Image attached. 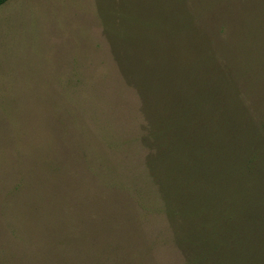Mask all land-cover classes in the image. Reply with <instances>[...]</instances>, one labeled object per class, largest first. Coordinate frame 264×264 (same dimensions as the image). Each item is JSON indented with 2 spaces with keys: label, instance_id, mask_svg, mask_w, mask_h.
<instances>
[{
  "label": "rangeland",
  "instance_id": "obj_1",
  "mask_svg": "<svg viewBox=\"0 0 264 264\" xmlns=\"http://www.w3.org/2000/svg\"><path fill=\"white\" fill-rule=\"evenodd\" d=\"M205 42L226 51L211 81ZM201 110L219 143L247 118L264 170V0L0 5V264H264V182L195 176ZM160 123L162 159L146 142ZM155 195L167 222L137 202Z\"/></svg>",
  "mask_w": 264,
  "mask_h": 264
},
{
  "label": "trees",
  "instance_id": "obj_2",
  "mask_svg": "<svg viewBox=\"0 0 264 264\" xmlns=\"http://www.w3.org/2000/svg\"><path fill=\"white\" fill-rule=\"evenodd\" d=\"M7 0H0V5L4 4ZM205 44V47L203 48V46H200L198 48L199 52L202 54L200 55L199 60V69L201 72V74L203 75V77L205 79H207L208 81H211L213 75H214V63L216 61H218L220 58L217 57V54L220 55V53H224V56L220 55L221 58L225 57L226 55V51L215 48V45L213 42H205L203 43ZM167 46H169L167 44ZM175 43H171V47L174 48ZM218 51V52H216ZM189 57V56H188ZM176 77L177 79H179L180 76H182L183 78H185V86H186V76H187V68L185 66H182L180 68V66L178 67L177 70V66H176ZM187 88V86H186ZM210 89L214 90V88ZM216 91V90H215ZM211 99H213V102L216 100V95H213L212 91L209 92V94H206L204 96V102L202 104V106L204 107V105H206V109L207 107L210 105L211 103ZM202 107V110H203ZM201 110L200 113V118L198 120H190L187 122V131H186V136H192L195 135L197 132V130L200 132L202 138H203V144L202 147L199 148V152L196 153V162L195 164L198 166H195V176L199 177L201 179V177L203 176L206 180L209 178L215 179V180H220L222 179L220 175H224L227 171L232 170V172L229 175V178L233 179L235 178L236 180H245V179H251V180H255V181H263L264 182V170L262 169V166L259 165V167H257L256 165H254L256 163V161H258V158L256 157L258 153L257 151V147L254 146L253 144V140H252V134L254 136V130H256L255 128L250 129L248 127L247 124V118H242V117H238L236 118V123L234 122V126L232 129H230V131L228 132V134L226 133L227 139H224V142L222 141L223 139L220 137H225V132L221 133V127H219L220 129V135L214 136L217 139H221L220 141H222L221 143L217 142V141H213V139L208 138L209 137V133L212 132V128H209L207 126V123H205V127L203 126L204 123H202V117H203V112ZM223 118V117H222ZM216 120L218 121V124L220 123L219 118H215V124H216ZM249 121V120H248ZM198 122V123H196ZM194 123L195 124V131H193L192 129L188 130L189 128V124ZM238 124V125H237ZM167 125L169 124H162L160 123V126L157 129V132L153 133V130H151L150 135L148 136V139L146 140L147 144L149 145V149H151L150 151L153 152H158V157L160 159L164 158V157H168L169 156V152L166 149H163V147H166L168 145L167 141L165 139H163L161 136H163V129L164 126H166V128H169ZM170 126V125H169ZM236 128L239 129L238 132L236 131ZM262 128V127H260ZM234 129V130H233ZM233 130V135L230 136L231 131ZM190 132H193L192 134H189ZM261 130L258 128V133H260ZM218 137V138H217ZM236 155V156H235ZM232 158L234 160V167L228 166V164L230 163V161L232 160ZM190 163L193 165V163L190 161ZM149 165V158L147 159V167L148 168ZM264 167V166H263ZM200 169V172H199ZM229 169V170H227ZM231 169V170H230ZM226 170V171H225ZM152 179V177H151ZM205 180V181H206ZM154 187L155 184L153 182V180H151ZM151 184V183H149ZM264 186V184H263ZM153 187V188H154ZM238 189L235 188V191ZM151 190V189H150ZM156 190V187H155ZM254 192L256 195H260V196H264V187H254L253 188ZM153 191V190H151ZM154 197H156V201L152 204L149 202H144L142 200H137V202L139 203V205H141L143 208H145L149 214H154V212H159L162 214V216H164L165 221L167 222V210L170 207V205L167 202H164L163 204H160L161 202V198L159 199V196L155 195ZM206 209L209 210V205L206 206H202V210ZM197 213L198 210L196 208H191V210H188V213ZM227 217L230 216V212L228 210H226ZM223 214V215H225ZM255 219L256 222H259L261 220H257V217H253ZM263 220V219H262ZM222 223L226 224L227 220L222 219L221 221ZM200 226V224H199ZM202 227L200 229H192L190 230V232L192 233L193 230H198L200 232L199 235L205 233L203 230H201ZM171 231L174 233V235H177L180 239H181V245H183V243L185 242H189V243H193V240H195L196 238H193L192 235H185V232L183 230V226L179 225L178 226V231L175 230L174 228L171 229ZM220 232V231H219ZM179 234V235H178ZM197 236V235H195ZM198 237V236H197ZM219 236L217 234L212 235L211 238L213 240H216ZM197 256L192 255L191 258L189 260H185V262L188 263H192L195 264V260L197 259Z\"/></svg>",
  "mask_w": 264,
  "mask_h": 264
}]
</instances>
